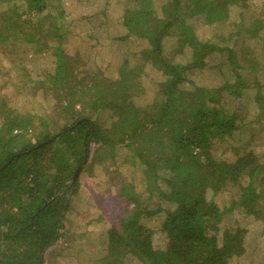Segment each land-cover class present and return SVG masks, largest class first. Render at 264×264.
I'll use <instances>...</instances> for the list:
<instances>
[{
  "label": "trees",
  "instance_id": "1",
  "mask_svg": "<svg viewBox=\"0 0 264 264\" xmlns=\"http://www.w3.org/2000/svg\"><path fill=\"white\" fill-rule=\"evenodd\" d=\"M137 3L135 9L125 8L123 19L130 34L151 41V47L142 50L138 59L143 63L150 58L166 75L150 103L139 106L132 103V97L134 86L141 88L142 82L131 80V72L133 76L137 72L127 62L121 65L119 76L113 81L84 75L82 84L64 85V80L71 77L72 64L79 59L64 49L61 12L46 14L48 0H19L11 3L6 13L0 12V39L4 37L2 32L12 34L9 29L19 27L24 45L37 52L49 43L45 35L49 32L53 36L54 71L46 72L43 82L48 81L47 86L42 85L51 90L55 100L60 99L57 106L61 109L55 122L46 113L20 111L11 106L10 95L17 92L0 94V264H44L45 250L62 234L70 220L69 212L82 196L78 193L79 172L89 155H95V160L103 159L98 149L104 143L112 147V155L117 145L127 147L130 153L123 160H130L133 174L134 165L142 166L150 194L159 191L163 200L174 203L160 221L165 246L155 248L154 229L144 221L160 213L162 207L142 206L140 195L134 191V181L115 165L109 178L124 204V213L118 217V225L114 223L107 229V246L120 263L129 254L138 264H231L234 256L245 251L244 243L252 226L240 219L221 223V215L229 208L219 210L217 203L208 200L204 193L208 187L216 191L227 181H240L245 172L251 178L246 185L239 182V196L232 205L242 204L246 218L264 235V211L257 206L262 194L253 187L258 154L251 148L240 150L233 146L234 132L243 126L242 106L237 100L243 79L235 71L236 81L224 86L237 102L229 111L204 103L207 98L215 99L220 89H179L188 69L204 65L206 57L223 46L202 40L185 27L184 41L192 49L190 60L167 61L161 55L163 37L173 23L183 19L180 0H170L162 6L161 20L152 7L153 0ZM221 5L215 0H192L187 14L206 10L207 16L216 17L222 12ZM47 17L52 18L49 26ZM20 21L26 26L20 27ZM9 34L6 35L10 38ZM227 49L228 59L232 60L233 53ZM186 96L191 97V102L186 101ZM192 100L200 103L193 104ZM106 112L109 121L103 125L102 115ZM149 127L158 128L157 134L170 141L164 154L152 157L154 149L146 143L151 138L145 134ZM217 142L224 149H232L234 155L230 159L216 158L213 149ZM161 177L167 190L156 181Z\"/></svg>",
  "mask_w": 264,
  "mask_h": 264
},
{
  "label": "rangeland",
  "instance_id": "2",
  "mask_svg": "<svg viewBox=\"0 0 264 264\" xmlns=\"http://www.w3.org/2000/svg\"><path fill=\"white\" fill-rule=\"evenodd\" d=\"M18 1L0 0V12L6 13L7 7ZM167 1L170 0H153L152 7L160 17L158 20H161L162 15L164 17L161 8ZM191 1L180 0L179 5L184 8L181 11L183 19L168 28V34L163 37L161 55L172 62L187 63L190 60L192 49L184 41L185 27L191 28L200 39L223 46L222 50L208 55L204 65L188 69L186 79L179 84V89L193 90L197 86L220 89L215 99L207 98L203 102L229 111L237 102L235 95L224 86L236 81L235 71L241 76L244 86L237 100L242 106L240 112L243 113V126L234 132L233 146L240 147V150L251 148L258 154V170L253 176V187L262 194L257 200V206L264 211V0H215L222 4V12L216 14V17L207 16L206 10H192L194 14L188 15L191 9L187 5ZM48 3L46 14L56 15L58 11L61 12L62 18L59 21L63 22L65 28V35L61 40L64 49L71 55H77L79 59L72 64L71 77L64 80V85H80L84 81V75L113 81L118 78L121 65L127 62L137 72L134 76L131 72V80L138 79L142 82L141 88L134 86L132 103L135 106L150 103L158 91L160 81L166 75L153 65L150 58L142 59L143 63L138 59L142 50L151 47V41L146 37L130 34L124 23L125 8L135 9L137 0H48ZM51 22L52 18L47 17L46 25L49 26ZM22 24L24 23L20 21L18 25L26 26ZM18 28L9 29L13 35L2 32L4 37L0 39V94L17 92L16 95H10L11 106L18 107L20 111L46 113L57 122L56 119L61 114V109L57 106L60 99L55 100L51 90L42 85L47 86L45 82L48 81L43 82L46 72L54 71L55 56L52 47L56 44L55 40L48 32L45 35L49 42L47 47L36 52L24 45V34L22 29L19 33ZM227 47L233 53L232 60L228 59ZM40 79L41 81H37ZM131 84L135 85L134 82ZM257 95H260V99H256ZM185 98L191 102L188 100L191 99L190 96ZM192 101L196 105L200 103ZM107 114L108 112L102 115L103 125L108 124ZM158 130L156 127H149L145 133L151 138L146 143L154 149L152 157L164 154L170 143L167 138L157 134ZM111 149L109 144H101L98 152L102 153L103 159L95 160V155H89L85 161L78 180V193L82 196L74 205L76 208L69 212L70 220L66 221L67 226L63 228L62 234L45 250L44 264H138L129 254L123 256L124 260L120 263L108 251L107 229L114 223L118 225V217L124 213V204L109 178L115 165L119 166L125 177L134 181V191L140 195L142 206L152 208L158 204L162 207L160 213L144 222L154 229L153 246L164 248L166 237L160 230V221L165 210L174 207L173 201L163 200L156 190L150 194V184L144 177L142 166L134 165L133 174L130 160H123L129 152L127 147L117 145L113 148V155ZM213 154L218 159H230L229 156H233L234 152L230 148H222L221 143L217 142ZM161 160L159 158L158 162L161 163ZM162 172L161 169L160 174ZM168 173L167 171L166 175ZM250 178L245 172L240 181H227L216 191L208 187L204 193L208 200L217 203L219 210L229 208L221 215V223L230 224L240 219L252 226L244 243L245 251L234 256L231 264H264V235L259 232L257 225L246 218L242 204L232 205L239 196V182L246 185ZM157 179V183L167 190L168 186L163 178ZM128 204L132 206L133 202L128 201ZM87 220L92 222L88 224ZM115 257L119 255L116 254Z\"/></svg>",
  "mask_w": 264,
  "mask_h": 264
},
{
  "label": "water",
  "instance_id": "3",
  "mask_svg": "<svg viewBox=\"0 0 264 264\" xmlns=\"http://www.w3.org/2000/svg\"><path fill=\"white\" fill-rule=\"evenodd\" d=\"M81 166H82V165H80V166L78 167V169L76 170V172H75V174H74L75 177L77 176V174H78V172H79Z\"/></svg>",
  "mask_w": 264,
  "mask_h": 264
}]
</instances>
